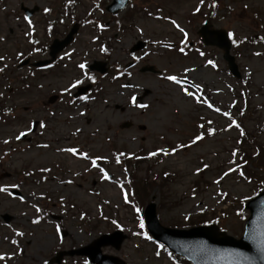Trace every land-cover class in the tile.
Wrapping results in <instances>:
<instances>
[{"label":"rangeland","instance_id":"374dc122","mask_svg":"<svg viewBox=\"0 0 264 264\" xmlns=\"http://www.w3.org/2000/svg\"><path fill=\"white\" fill-rule=\"evenodd\" d=\"M59 1L0 0V57H3L0 60V69H3L0 71V101L9 100L18 87L19 76L26 73L17 70L16 64L39 46L36 41L31 44L32 39L39 36L46 41L44 39L49 38L45 35L47 20L51 19V8H54L55 15ZM79 1L75 13L84 17L101 0ZM153 1L162 4L157 10L158 17L155 16L157 11L152 15L138 13L133 19L139 22L137 29L145 34L136 28L131 29L130 36L122 45L126 47L139 36L154 41L147 52L150 55L145 59L164 71L163 76L133 72L134 75L126 81L129 84L120 83L117 88L106 86V99L114 102L102 104L101 109L91 114L89 119L82 117L81 120L75 118L63 122L64 117L75 116V111L50 117L51 109L46 108L44 103L52 84L69 82L61 77L62 72L59 75L50 71L40 73V91L33 90L23 96L19 89L15 100H11L17 107V115L24 120L13 118L9 122H0V174L11 173L10 177L0 178V189H4L0 191V255L10 252L8 228L17 229L16 234L20 229L26 233L20 230L23 236H17V241H23L26 246L17 258L22 264H46V260L61 249L82 246L102 233L121 228L128 237L120 250L110 246L105 247L104 252L117 255L129 264H177L167 250L145 238L143 211L135 201L147 204L151 196L161 203L158 216L167 226H189L184 224L186 217L209 219V215L217 213L222 217V225L228 233L237 237L242 234L243 216L237 213L242 203L240 200L255 194L259 173L264 171V0H218L224 9L210 17L207 4L210 5L212 0H204V4L200 0ZM22 2L26 5L38 4L42 10L25 19L20 10ZM135 2L137 0H133V4L119 15L120 19H125ZM200 4L201 13L194 15ZM95 16L108 18L103 10H98ZM191 20L196 25L210 20L215 27L234 33L237 37L234 55L242 72L241 79L228 73L221 53L209 64V57H185L163 49V41L184 42V33L190 40L196 38V32L189 25ZM54 24V33H58L62 27ZM181 28L184 32L180 31ZM82 34H86L84 28ZM123 46L119 49L117 44V56L113 57L117 61L130 58ZM170 75L180 81L191 80L195 86L187 89L181 83L169 81L167 77ZM70 76L75 77V74ZM141 87L149 88L152 93L143 98V103L135 99L134 104L132 98L142 94ZM184 90L193 95H186ZM205 91L211 93L214 101L206 97ZM40 93L41 105L37 104L32 113H25L22 107L29 102L26 98ZM108 93L112 95L108 96ZM141 104L147 105L146 111L140 110L138 105ZM33 119L42 120L45 127L38 126L34 145L28 146V142L16 137L20 132L31 130ZM125 120L132 121L133 125L121 127ZM140 125L146 128L140 129ZM201 125L206 132L216 130V133L203 137L195 145L189 144V148L181 147L196 135ZM243 127L247 129L244 134ZM242 135H247L242 149L253 161L248 173L241 168L235 169L233 159L236 157L232 154V150L237 152L240 149L237 143L242 140ZM170 143L175 151L152 169L157 173V179L151 183L144 180L146 184L135 186L137 191L133 195L127 179L134 171L135 160H130L132 170H127L116 162L114 151L118 150V154L126 150L130 154L143 147L165 148ZM61 145H78L80 148L73 155L61 152ZM252 149L256 152L260 150L253 159ZM94 159L99 163L93 165ZM148 165L146 162L137 163L138 178L146 177ZM25 167L28 171L29 168H42L48 172L23 175L21 170ZM229 168L233 171L230 172ZM100 169L108 173L109 179L103 178ZM165 172L171 175L164 177ZM39 178L43 180L40 182ZM13 188H18L23 197L13 196ZM227 196L236 206L224 204ZM39 208L51 215H62L60 222L45 216L38 217L37 225L31 224L30 217L37 214ZM223 210L229 213L224 214ZM5 211L14 216L8 228L1 218ZM83 212L90 216L83 215ZM201 212L206 214L198 216ZM141 221L143 228H140ZM85 262L83 257H67L62 264Z\"/></svg>","mask_w":264,"mask_h":264},{"label":"water","instance_id":"95a60500","mask_svg":"<svg viewBox=\"0 0 264 264\" xmlns=\"http://www.w3.org/2000/svg\"><path fill=\"white\" fill-rule=\"evenodd\" d=\"M126 0H114L108 9L117 11ZM226 34L222 33L217 44L229 50V43L224 40ZM232 69L238 73L234 58L227 55ZM39 62L38 64H41ZM262 196L256 197L250 202L252 216L249 218L246 226V237L236 241L229 237H219L215 225L209 227L194 228L192 230H179L164 228L157 220L154 213V206L151 205L148 210L147 221L150 230L153 231L157 239L167 241L175 249L189 255L194 259L195 264H230L233 259L243 264H264V199ZM223 235V233H221ZM209 240L213 246L205 242ZM229 246L234 252L231 256L226 255V247ZM244 256V260H243Z\"/></svg>","mask_w":264,"mask_h":264},{"label":"snow or ice","instance_id":"6c2138e0","mask_svg":"<svg viewBox=\"0 0 264 264\" xmlns=\"http://www.w3.org/2000/svg\"><path fill=\"white\" fill-rule=\"evenodd\" d=\"M71 2H72V0H69V3H71ZM200 2L203 3L204 0H200ZM212 6L215 7V6H216L215 3H213ZM197 10H198V9H197ZM45 11H48V9H45ZM25 19H28V18L26 17ZM172 23L175 24V21H173ZM29 24H31V21H29ZM176 27L179 28V25H176ZM180 31H181V32H184V30H183L182 28L180 29ZM26 34H28V33H26ZM184 35H185V37H187V33H184ZM228 37H229V39L232 40V42H233L234 44L237 43V41H236L235 39H233V37H234V33L229 32V33H228ZM0 39H2V38H0ZM101 50H102V51H107L106 49H101ZM37 51H39V49H37ZM180 51L183 52V51H184V48H180ZM201 54H203V53H201ZM259 54H260V53H256V55H259ZM0 60H3V57H0ZM208 63H209V64H212L213 62H212V61H208ZM213 66L215 67L214 64H213ZM78 67H79L81 70H83V69L86 68V64H85V63H80V64L78 65ZM0 71H3V69H0ZM167 79H168L169 81H173V82L176 83V84H180V83H181V81H180L176 76H173V75L168 76ZM80 83H81V80L77 79V80L75 81V83H73V84L71 85V87L74 88V87H76L77 85H79ZM197 87H199V86H197ZM65 91H68V89L66 88ZM184 91H185L186 95H189V96H192V95H193V93L190 92V91H187V90H184ZM82 99H86V98L82 97ZM132 102L135 104V102H136V101H135V97L132 98ZM138 106H139V107H142V108L147 107V105H143V104L138 105ZM208 106H209L210 108L212 107L211 104H209ZM217 111H219V110L217 109ZM232 123L235 124V121H233ZM40 127L43 128V127H45V125H44L43 123H41V124H40ZM200 127H203V125H201ZM236 127H239V125L236 124ZM242 134H243V133H242ZM24 135H26L25 132H20L19 135L16 137V139H20V138L23 137ZM202 139H203V136H202L201 134H197V135L194 137V139L192 140V143L195 144L196 142L201 141ZM7 142H8V141H5V143H7ZM45 147H46V146H45ZM181 147H184V145H181ZM64 151H67V152L72 153L73 155H76L78 150L75 149V148H68V149H65ZM160 151H164V150L161 149ZM173 151H175V149H173ZM167 154H168V153L165 152V155H167ZM232 154H233V155H236V152L234 151ZM151 155H156V153H151ZM85 158H87V157L85 156ZM117 162H119V161H117ZM92 163H93V165H95L96 161L93 160ZM205 167H207V165H205ZM100 171L103 173V178H104L105 180L109 179V175H108V173H107L106 171H104L103 169H100ZM197 171L199 172L200 169H197ZM229 171L231 172V171H233V169L229 168ZM227 174H228V173H225V175H227ZM241 175H243V173H241ZM69 183H70V181H69ZM3 190H4V189H0V191H3ZM125 200H127V195H126V194H125ZM37 211H40V209H37ZM137 211H139V209H137ZM186 219H187V217H186ZM32 223H38V221H37V220H33ZM113 223L115 224L116 221H113ZM117 226L119 227V225H117ZM143 227H144V224H143V222L141 221V223H140V228H143ZM59 231H60V229H59V227H57V232H59ZM18 235H22V233H18ZM145 238H146V239H149V240L152 239V237H151V236H148L146 233H145ZM13 243H16V242L13 241ZM160 247H163V245H161ZM157 255H159V253H157ZM4 259H5V256H4V255H0V261H2V260H4ZM85 264H87V262H85Z\"/></svg>","mask_w":264,"mask_h":264}]
</instances>
